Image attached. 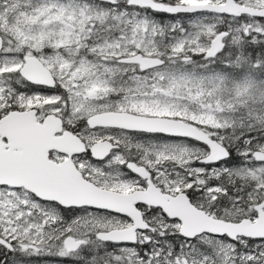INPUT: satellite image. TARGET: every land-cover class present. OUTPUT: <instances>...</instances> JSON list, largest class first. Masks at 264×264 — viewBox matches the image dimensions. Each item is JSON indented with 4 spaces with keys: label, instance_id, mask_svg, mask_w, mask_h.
Here are the masks:
<instances>
[{
    "label": "snow or ice",
    "instance_id": "6c2138e0",
    "mask_svg": "<svg viewBox=\"0 0 264 264\" xmlns=\"http://www.w3.org/2000/svg\"><path fill=\"white\" fill-rule=\"evenodd\" d=\"M0 264H264V0H0Z\"/></svg>",
    "mask_w": 264,
    "mask_h": 264
}]
</instances>
